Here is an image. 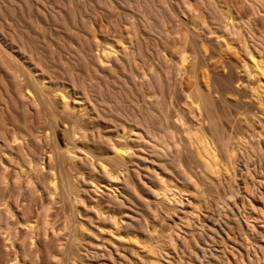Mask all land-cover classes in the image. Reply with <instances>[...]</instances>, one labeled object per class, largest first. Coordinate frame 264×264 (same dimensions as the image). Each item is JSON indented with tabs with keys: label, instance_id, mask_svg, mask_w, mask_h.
Segmentation results:
<instances>
[{
	"label": "rangeland",
	"instance_id": "374dc122",
	"mask_svg": "<svg viewBox=\"0 0 264 264\" xmlns=\"http://www.w3.org/2000/svg\"><path fill=\"white\" fill-rule=\"evenodd\" d=\"M251 3L252 0H0V41L10 49L17 50L16 46L23 47L22 49L26 52L23 51L21 58L25 64L31 67L39 65L40 68L48 70V79L54 90L48 95L54 106L59 109L65 107L64 99L55 95L64 91L68 94L70 102L76 104L74 114L84 113V106H91L89 101H93L106 120L98 119L97 125L93 126V131L90 133L98 134L102 131L103 136L113 139L121 137L122 134L125 139L128 136L129 124L135 122L137 117L142 118L140 116L146 113V109H152L156 112L155 114L158 113V116L155 115L157 118H153L155 127L160 123L159 119H163L164 122L161 120L163 124L161 123V127L157 126V131L160 130L158 127L165 126L173 131L168 133V136L172 141L177 142L178 147L174 145L169 149L158 148L161 151L160 154L149 149L146 153L144 152L145 160H141L140 164L136 165L143 181H146L144 186H138L141 197L133 196L131 198L133 201L127 202V206L124 207L110 203L120 221L125 222L128 219L125 216L127 213H136L138 208L143 207V199L150 202L156 212L153 215H147L149 227L154 226L157 235L159 233L166 236L163 235L161 237L165 238L159 237L157 240L163 248L165 247L160 259L164 264H241V258H246V264H251L254 246L246 236L241 235L237 224V220L241 217L239 205L242 199L254 202L256 213L250 210L249 205L245 212L249 217L251 225L249 226L263 237L260 241L263 243L261 249H264V114L260 112L257 115L253 114L257 110L256 104L259 98L257 94L263 93L261 89L262 91L264 89V77L255 72L252 75L254 79L252 77L246 79V75L240 74L241 69L238 68L240 71L237 70L236 74L241 81H236L235 90L231 93L226 91L223 97H226V100L228 98L229 103L231 101L230 105L228 101L227 104H221L226 100L221 101L220 97L219 100L212 88L208 87L211 83V72L218 76L226 75L227 70L223 69V67L226 69L224 63L230 61L231 66H237L247 59L238 44L242 42L239 41L241 37L239 38L237 28H240L239 31L244 30L245 26L241 24H244L246 20L249 22V17L251 20L255 19L250 8ZM215 6L217 11L214 10ZM211 7L214 9L211 10ZM220 9L223 10L221 11L225 19L218 12ZM215 11L218 15H222L220 18L223 20L216 17ZM230 17L234 20L229 19ZM259 18L258 26H254V21L253 23L250 21V27L253 25L251 29L255 27V32H259L264 26V18L261 14ZM237 19H242L240 21L243 23ZM219 20L227 21L222 24L228 25V28L223 25L218 27L221 23ZM229 20L231 21L227 24ZM234 21L238 23L231 26V22ZM231 27L236 28L239 40L235 39L236 34L233 36L228 32L234 31ZM222 28L229 30L226 32ZM185 31L186 35H184ZM211 31H214L212 35L214 38L220 34L227 40H235H230V43L228 41V47L220 46V43H216V38L209 37ZM218 31L220 33L217 34ZM187 32L193 36L191 34L188 36ZM247 32L244 34L248 36ZM239 33L241 34V31ZM186 36L189 37L188 41L191 36L190 40L194 38L192 44L189 42L190 45L196 46L200 43V46L203 45L206 49L208 46L204 52L205 57L207 56V59L205 58L207 64L204 62V65L203 61L199 62L193 58L194 55L190 50H194V47L191 49L188 43V46L186 45ZM208 40L211 41L210 45L205 44L209 42ZM250 40L252 42V39ZM194 41L197 43H193ZM113 45L116 47L115 55L121 58L118 63L123 62L124 69L119 66L115 69L117 72L103 74L100 70L99 72L94 70L91 55H101L104 48L107 49ZM228 48L231 49L228 51ZM184 49H189L186 54L189 59L185 65L181 66ZM237 50H241L242 54ZM125 53H128V57ZM194 62V68H190L193 65L191 63ZM234 69L236 71L237 68ZM237 75L236 80L239 79ZM242 75H244L243 78ZM23 78L22 69L1 54L0 116L6 120L9 136L11 133H17L32 141V133H36L41 137L43 147L47 148L44 135L49 133V124L46 115L35 106L26 111L23 104L17 101L16 90L22 87ZM195 83L204 87L203 89H210L209 93L214 96L217 112L226 115L220 121V126L224 129V133L221 134L224 136L223 141L226 142L234 163V170L232 168L228 171L222 170L218 173L219 176H212L204 172L205 170L203 171L197 164L198 160L193 157L197 161L192 158L193 162L186 168L195 179L199 176L198 186L195 185V179L193 182L185 180L179 168L173 164L176 157L183 161H186L188 156L191 158L189 154L195 150L189 138L193 133H186L185 128L177 122V113L181 112L187 118V122L190 121L188 125L193 124L197 127L201 124L200 120L203 118L200 116L198 118L192 112L188 97ZM218 84L222 87L220 81ZM256 86L259 88L257 89ZM236 87L239 89L237 90ZM252 87H256L258 93L251 91ZM122 91L125 95L121 93ZM238 101L241 103L238 104ZM119 106L122 108H118ZM158 107L162 109V114L158 112ZM247 107H249L248 111ZM160 115L162 117L158 118ZM83 119L86 120L85 117ZM204 127L208 129L207 122L204 123ZM235 128L239 129V132L236 131L237 129L234 130ZM63 129L64 126L58 123L57 138L62 146L67 139ZM201 134L214 138L215 133ZM241 141L251 144L256 150V155L250 156ZM220 147L223 150V147ZM42 156L44 162L48 161L46 152ZM160 161L166 166L158 167ZM10 166L8 177L15 182L12 167L18 168V165L10 164ZM27 168V164L24 163L22 169L27 171ZM193 173L195 175L197 173V176ZM21 174L16 183L23 186L26 184L23 177L28 172ZM159 174L164 176L161 181L157 180ZM86 177L88 183L91 182L92 185L79 180L77 182L79 193L90 206L99 207L102 200L108 198V194L112 195L116 187L110 186L111 182L103 177H93L94 180L89 176ZM34 181L43 191L44 184L39 179ZM164 182L166 186L163 185ZM163 189L171 193L169 203L172 202L173 205L167 204L168 201L162 197L154 196L153 191L162 192ZM1 194H5L4 197H6L8 189L5 187ZM51 206L49 218L62 224L69 210L65 198L60 193L57 194L56 201ZM196 206H200L199 211L195 210ZM169 209L172 211L170 212ZM34 215L33 212L31 216ZM164 241L171 242L172 247L163 246ZM0 245V255L6 256L8 250L3 246L2 240ZM128 249L113 250L110 253L89 251L86 260L97 263L105 260L113 264H132ZM248 251L252 256L248 257ZM259 252H261L260 248ZM258 264H264V259L259 260Z\"/></svg>",
	"mask_w": 264,
	"mask_h": 264
},
{
	"label": "bare ground",
	"instance_id": "6f19581e",
	"mask_svg": "<svg viewBox=\"0 0 264 264\" xmlns=\"http://www.w3.org/2000/svg\"><path fill=\"white\" fill-rule=\"evenodd\" d=\"M251 5L252 7L250 6V8L252 9L251 11L254 14L255 19L251 20L249 17L248 20L249 22L252 21V23L254 21V26H258L260 23V14L264 18V0H252ZM213 7H211V10ZM214 10L217 11V7ZM221 10L222 9H220V11ZM220 11L218 12L222 14L223 10L221 12ZM227 11L230 10L227 9ZM218 12H216V17L220 18L223 14L220 16V14L218 15ZM209 13H211V11ZM224 14L226 15L227 13L225 12ZM216 17H214L215 20L217 19ZM222 18L225 19V16L223 15ZM226 19H228V16ZM229 19L233 18L230 17ZM238 20L240 23H243V21H240L242 19H237V21ZM230 21L231 20H229L227 24H229ZM237 21L231 22V26H234V23H238ZM220 22L221 23L218 27H221V25H223L222 23L227 21ZM249 22L246 20V22L244 21V24H241V26L244 25L248 31L247 32L245 30L244 26V30L241 28L243 31L248 33V36L244 34L246 32L243 33V31L240 30L241 35L239 33L240 28H237V32L240 35L239 38L241 37L240 40L237 32L235 31L236 28L234 29L231 27L234 31L231 30V28V31H228L229 29H227L231 35H237V37L235 36L236 40L238 38V40L242 42L238 44L241 46L240 48L246 56L244 54L243 55L245 58L247 57V59L244 61L242 60L243 62L241 65L240 63H236L237 66L235 64H233L235 66H231L229 64L230 61H228L229 59H226L228 61L226 63L222 62L225 64L222 65L226 67V69L223 67L224 71L227 70L226 75L224 74L218 76L211 72V83H209L210 86L208 87H210V89L212 88V91L216 93L218 99L219 97L220 99L222 98L221 101L226 100V97L223 98L224 93L226 91V93L234 91L236 85L235 82L238 80L241 81L239 76L236 74L240 71L238 68L241 69L240 74L242 73L246 75V79L248 77L253 78L254 76L252 75H254L253 73L255 72L263 75L264 77V26L262 29L259 28L260 31H256V33L254 31L255 27L254 29H251L253 25L250 27L251 22ZM197 25L199 26V24ZM209 29L211 30V28ZM222 29L226 31L224 28ZM186 31L184 35H186ZM188 31L190 32V30ZM226 32L225 34L227 36ZM197 33L193 34L198 35ZM213 33L214 31H211V34L209 33L211 36L209 37L214 38L212 36ZM218 33L220 32L218 31L217 34ZM189 34L187 32L188 36H190ZM221 34H223V32ZM192 36L190 39H192ZM217 36L215 37L217 39L216 43H220V46L226 45L228 47L230 40H235H227L225 39V36L223 37V35H220L223 39ZM186 37L185 39L187 40L189 37ZM198 37L201 36L198 35ZM228 37L231 38L230 36ZM248 37L252 39V42H250L251 40ZM190 39L189 41L187 40L188 42L185 41V43L186 45L188 43L190 48L192 47L191 49L194 47V50H190V52L194 55L193 58L196 59V61H203L204 63L205 58L207 57H205L204 52H206L205 50L208 49V46L206 49L203 45L200 46V43L197 44L199 46H193L194 44L190 45L189 42L192 44L193 41ZM204 42L202 43L204 44ZM210 42L211 41L205 44L209 43L210 45ZM222 42L224 43L222 44ZM193 43L197 42L194 41ZM230 46H232V44H230ZM16 47L17 50L10 49L0 41V55H5L9 60L22 69L24 76L22 87H19L16 90L17 101H20L23 104V108L26 109V111L32 106L40 108V110L47 117L49 133H45L44 135L47 144L45 147L47 148L43 147V141L36 133H32V141L25 139L23 136H19L17 133H11L9 136L6 129V120L3 116H0V240H2L3 246H5L8 250L6 256L2 257V255H0V264H113L105 260L99 261L98 263L87 261L86 258L89 255L88 252L94 251L95 253H98L104 251L110 253L113 250L117 251L119 249H124L123 251H125L128 248L130 254L129 260L132 264H164L160 259L163 253L162 250L165 249V247L163 248L157 240H159V237L165 238L166 236L163 234L165 237H161L163 235L159 233L157 235L156 228L154 226L152 228L149 227L150 225L148 223L147 215L150 216L156 212V209L151 207L150 202L143 199V207L136 210L138 213H127L125 216L128 219H126L125 222L120 221L119 217L113 210V205L111 206L110 203H114L119 207H124L127 206V202L133 201L131 199L133 196L136 195V197H141L138 186H144L146 181H143L136 165L140 164L139 162L141 160H145L144 152L146 153L149 149L155 150L158 154H160L161 151L158 148L169 149L174 145L177 146V142L172 141L168 136V133H173V131H170L166 126L162 127L163 131L162 128H159L161 127V123L164 122L163 119L160 118L162 117L161 115L158 117L160 118V123L155 127L153 120L157 118L156 116H158V113L155 114L156 112L154 110L146 109V113H144L143 116H140L142 118L139 119L137 115V118L135 117V122H128L131 124H129L130 127L127 132L128 136L125 137V139L123 137L124 134L120 135L121 137L113 139L111 137L103 136L104 134H101L102 131L98 134L90 133V131H93V126L97 125V120L105 118L104 115L100 113V110L97 109L96 103L93 101L91 102L90 100L89 102L91 106H84V113L74 114L76 104H72L70 102L68 94L64 91V93H56L55 95L56 97L64 99L65 107L59 109L54 106L48 95L50 91H54L52 90L50 80L48 79V70L40 68L39 65L31 67L30 65L25 64L21 55H23L26 51L22 49L23 47ZM230 49L228 48V51ZM188 50L189 49H184L183 51L180 61L181 66L185 65L186 61L189 59V57L186 56ZM241 50L237 51L241 52ZM214 52H216V50ZM220 53L223 54L222 52ZM115 54H117L116 47L113 45L107 49L104 48L101 55H91L94 70H97V72L100 70L103 74L104 72H117L115 69L119 66L124 69V63H118L121 58ZM127 54L126 57H128ZM205 63L207 64V60ZM191 64L193 65L190 66V68L195 66V62ZM233 67L237 68L236 71H234L235 69ZM236 75L238 76L237 78H239L237 80ZM243 76L244 75H242V78ZM256 76L259 75L257 74ZM219 81L221 82L222 87L219 86ZM238 83L239 82H237V84ZM250 85L252 86V84ZM256 87H252L251 91L253 90L258 93ZM203 88L201 85L195 83V86L193 89L191 87L192 91H190V94L188 95L192 112L195 113L198 118L199 116L203 118L200 120L203 125L200 124L197 126V124V127L193 124L192 126L188 125L187 123L190 121L187 122V118L184 117L181 112L177 113V122L185 128L184 130L186 133H193L189 138L191 142L190 144L195 146V150L189 154L191 158L188 156L187 160L183 161L176 157L173 164L179 168L178 170L184 175L185 180H190V182H193L195 178L192 173L190 175L186 167L188 164L193 162V157L198 160L197 164L202 167L201 169H203V171L205 170L204 172L209 173L212 176H219L218 173L220 171H228L230 168H234L232 154L228 149L226 142L223 141L224 136L221 134L224 133V129L220 126V121L221 118H225L226 115H222L217 112L215 108L216 103L214 96L209 93L210 89ZM258 88L259 87H257V89ZM238 89L239 88H237V90ZM261 92L264 93V89L263 91L261 89ZM121 93L124 94L123 91ZM251 93V95H253V92ZM263 93L257 94L259 95V98L258 103L256 104L257 106L254 104L257 108V110L253 112L254 115H257L258 112L264 114ZM227 101L230 105L231 101L229 103L228 98L225 103L221 102V104H227ZM240 103L241 102L238 104ZM234 106H237V104H234ZM118 108L122 107L119 106ZM248 108L249 107H247V111ZM158 112L162 114V109L160 107H158ZM84 117L86 120L83 119ZM205 122H207L208 129L204 127ZM58 123H61L64 126L63 131L67 137L64 146L59 144V140L57 138L56 126H58ZM158 125V129L161 131H157ZM123 127H125V125ZM236 129L237 128L234 130ZM238 130L239 129L236 131L239 132ZM201 133L215 134L213 138ZM241 142L250 156L256 155V150L253 149L251 144L243 141ZM220 146L223 147V150ZM44 152L48 154V161L46 162H44V157L42 156ZM197 160L194 159V161ZM24 163L27 164V171L22 169ZM10 164L18 165V168L12 167L15 175V182L8 177V169L11 167ZM160 165L163 166L165 164L160 161L158 167H160ZM163 171H165V169ZM27 172L28 174L23 177L26 184L23 186L17 184L16 180L22 176L21 173ZM86 176H89V178L93 180V177H103L111 182L110 186L113 185L116 187L113 194H108V198L102 200V204H100L99 207L90 206L84 201L83 197L79 193V189L77 187V182H79V180L82 183L92 185L91 182L88 183ZM195 176H197V173ZM157 177V180L161 181L164 176L159 174ZM198 178L199 176L195 179V185L198 184ZM36 179H39L41 183L44 184L43 191L40 190L34 181ZM202 183L204 184V182ZM163 185L166 186L165 182ZM5 187L8 189V195L6 197H4L5 194H1ZM59 193L65 198L69 206V210L66 213L62 224H58L53 219L49 218V210L52 207V203L56 201V195ZM153 193L156 198L162 197L164 200L168 201L167 204L173 205L171 204L172 202L169 203L171 193L168 190L163 189L162 192L153 191ZM203 200L204 199L202 198V201ZM180 203H182V201ZM247 205H249L251 211L256 213L254 202L251 200L248 202L246 199H242L239 205L241 217L237 220L238 230L241 235L246 236L247 239L251 241L252 246H254V256H252L251 252L248 251V257L252 256L253 258L251 264H258L259 260L264 259V249H261L263 248V243L260 241L263 237L260 236V233L255 231L253 227H250L251 225L248 220L249 217L245 212ZM195 210L199 211L200 206H196ZM33 212L35 215L31 216ZM164 243L163 246L172 247L171 242L164 241ZM256 244L258 245L257 247L255 246ZM259 248L261 252H259ZM246 263L247 259L241 258V264Z\"/></svg>",
	"mask_w": 264,
	"mask_h": 264
}]
</instances>
